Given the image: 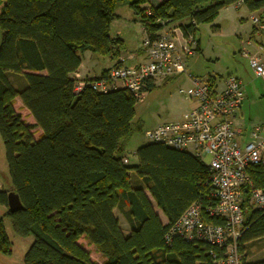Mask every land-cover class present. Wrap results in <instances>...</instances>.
Returning a JSON list of instances; mask_svg holds the SVG:
<instances>
[{
	"label": "trees",
	"instance_id": "16d2710c",
	"mask_svg": "<svg viewBox=\"0 0 264 264\" xmlns=\"http://www.w3.org/2000/svg\"><path fill=\"white\" fill-rule=\"evenodd\" d=\"M239 1L251 12L264 10V0H161L149 7L144 4L150 0H0V135L11 190L23 209L9 210V190L0 191V203L13 231L33 237L24 264H216L218 246L165 238L192 202H208V166L188 152L150 142L130 161L126 144L142 130L133 123L138 100L124 88L76 92L75 73L87 51L119 63L125 42L112 36L111 25L122 2L154 36L163 23L195 34ZM16 98L33 124L16 112ZM33 129L41 131L38 139ZM248 173L264 190V165H252ZM244 214L241 264H264L248 261L246 253L256 241L264 244V210L245 202ZM0 254H12L3 218Z\"/></svg>",
	"mask_w": 264,
	"mask_h": 264
},
{
	"label": "built area",
	"instance_id": "2783aa9c",
	"mask_svg": "<svg viewBox=\"0 0 264 264\" xmlns=\"http://www.w3.org/2000/svg\"><path fill=\"white\" fill-rule=\"evenodd\" d=\"M250 20L255 27V35H264V10L251 14ZM163 24L154 36L143 28L141 47L146 56L144 61L129 66L125 61L130 56L122 55L106 76L85 79L75 73V91L88 87L107 93L124 88L139 102L156 81L188 75L191 88L180 89L181 94L194 101L187 116L162 123L144 134L150 143L188 152L202 160L209 169L210 192L208 202L203 204L202 200H196L186 208L165 238L171 242L178 236L188 241L216 245L222 251L215 260L216 264H241L238 240L245 220L244 203L264 210V190L255 186L248 173L250 166L264 165V133L256 129L251 133V140L241 145L234 121L244 100L242 81L235 75H229L220 86L214 78H198L187 73V59L196 53L195 34L189 32L186 35L178 25ZM179 36L185 37L186 45L180 46ZM248 43L251 44L250 41ZM257 47V52L244 51L243 55L264 83V45ZM209 218L221 221L213 223Z\"/></svg>",
	"mask_w": 264,
	"mask_h": 264
},
{
	"label": "rangeland",
	"instance_id": "374dc122",
	"mask_svg": "<svg viewBox=\"0 0 264 264\" xmlns=\"http://www.w3.org/2000/svg\"><path fill=\"white\" fill-rule=\"evenodd\" d=\"M154 1L158 3L161 0H150V2L145 3L144 6L149 7ZM116 13L119 17L115 19L111 25V34L114 37H120L124 40L125 49L123 51V56L127 57L130 56V54L136 53L140 47L142 38L144 37L143 26L138 15H136L125 2L119 4ZM250 14L251 13L244 7L237 10L235 7L229 6L223 8L219 12L218 17L213 23H204L198 26L195 37L200 41L201 49L187 61V63H190L189 65L192 64V73L199 75L201 78L214 77V79L218 80V84L229 75L239 76L251 87H254L255 81L256 86L261 91V95L264 94V83L262 79L256 77L249 65L248 58L243 55L244 51L254 53L256 48L253 50L252 47H257L259 45V43H257V38H253L252 34H250L252 31V24L248 20ZM214 25L220 26L218 31H214ZM247 41H250L252 45L248 46ZM91 55L92 53L90 51L83 54V64L89 69L94 67V73H101L103 69L112 66L114 62H116V59L113 60L109 56L95 55L91 58ZM132 63L133 60L130 58L125 61L126 65H131ZM79 76L81 75L79 74ZM10 77L14 83L19 81L15 76ZM23 82L26 84L24 79ZM180 89L189 90L190 87H186L174 81L168 82L167 84L160 85L149 91L145 97L137 103L133 123L141 124L142 130H135L126 144V154L133 162L136 161L134 155L136 150L141 145L148 142L144 134L146 130L153 129L168 121L183 119L189 113L192 106L190 107L188 104L189 100L180 93ZM246 103L248 102L246 101ZM14 107L16 112L22 115V119H24L27 124L34 123L33 117L29 114L28 110L22 106L19 98H16ZM252 109L258 114L262 113L264 109L263 102L257 103ZM248 113L249 111L247 110V114ZM32 131L34 132V137L38 139L41 131L35 129ZM208 160L207 158L206 161ZM1 190H11V179L6 160L5 146L0 135V191ZM148 196L156 210H159L151 196L149 194ZM7 209L8 208L0 203V218L4 219L6 231L12 241V254H0V264H24V255L33 242V237H21L13 231L10 219L5 216ZM116 214L120 217L123 227L127 229L128 226L126 225L124 217L118 210ZM124 231L128 233L126 230ZM92 253L93 258L100 259L99 255H97L99 253H97L95 249H93ZM246 253L248 261L264 259L263 242L256 241L249 245Z\"/></svg>",
	"mask_w": 264,
	"mask_h": 264
},
{
	"label": "crops",
	"instance_id": "0c3cea01",
	"mask_svg": "<svg viewBox=\"0 0 264 264\" xmlns=\"http://www.w3.org/2000/svg\"><path fill=\"white\" fill-rule=\"evenodd\" d=\"M231 6L235 7L237 10H239L242 7H244L251 14L259 13L261 11L260 10V11L251 12L242 3L241 4L236 3V4L231 5ZM251 14L248 17V20L250 22H251V20H250ZM251 24H252V22H251ZM219 28H220V26L217 25V28L214 29V31H218ZM142 29H143V27H142ZM250 34H252L253 38H255V37L257 38V40H258L257 43L264 45V35H262V34L255 35V27L253 26V24H252V31H251ZM195 36H196V34H195ZM196 41H197L196 53L190 55L188 57L187 61L189 60L190 57H192L193 55H196L199 52V50L201 49L200 41L198 39H196ZM178 43L180 44V46L186 45L185 37L179 36V42ZM247 44H248V46L252 45V43L249 44L248 41H247ZM252 48H253V50L256 48L254 52L258 51V47H252ZM262 53H263V56H264V52H262ZM83 58H84V56L82 55V64L80 65V67H79V69L77 71V73L80 74L82 78L83 77L84 78L85 77L86 78H92V77L100 76L105 69L111 68L117 62V60H116V62H114V64L112 66L103 69L101 71V73L100 72L99 73H94L95 68L92 67L91 69H89L88 67H85V65L83 64ZM91 58H93V55H91ZM130 59L133 60V63L131 65H129V66L137 65L138 63H140V62H142V61H144L146 59V56H145L143 48L141 47V44H140V47L138 48V50L136 51V53L130 54ZM189 64L190 63L188 62L187 63V73L191 74L194 77L201 78L199 75L192 73V71H191L192 70V64L191 65H189ZM237 77L240 78V80L243 83L244 100H243V103H242L240 109L235 114L234 123H235V128L239 131V133L237 135V140L241 143V145H244L248 141L251 140V133L253 131H255L256 129H259L261 134L264 133V109H263V112L260 113V114H258L257 112L253 111V109H252L253 106H255L259 102H263V105H264V94L261 95V91L256 86L255 81H254V87H251L248 83L244 82L243 78H241L239 76H237ZM173 81L174 82H178L181 85H185L186 87L189 86L191 88V86H192L188 75L187 74H180V75H177V76H174V77H171V78H166V79H163V80L156 81V83L154 84V86H155L154 88L159 87L160 85L167 84L168 82H173ZM216 81L218 83V80H216ZM221 84H222V82L219 85L221 86ZM184 97L187 100H189L188 104L190 105V107L194 105V101L192 99L188 98L185 95H184ZM258 99H263V100H258ZM246 101L248 103H246ZM247 110L249 111L248 114H247ZM130 161H132V160H130ZM156 211L160 215V218H161L162 222L166 223L167 220H166L165 216L163 214H161V212H159L158 210H156ZM119 220H120V223L122 225V221H121L120 217H119ZM126 225H127V222H126ZM122 227H123V225H122Z\"/></svg>",
	"mask_w": 264,
	"mask_h": 264
},
{
	"label": "water",
	"instance_id": "95a60500",
	"mask_svg": "<svg viewBox=\"0 0 264 264\" xmlns=\"http://www.w3.org/2000/svg\"><path fill=\"white\" fill-rule=\"evenodd\" d=\"M8 208L11 212H17L23 209L18 194L12 190L8 192Z\"/></svg>",
	"mask_w": 264,
	"mask_h": 264
},
{
	"label": "bare ground",
	"instance_id": "6f19581e",
	"mask_svg": "<svg viewBox=\"0 0 264 264\" xmlns=\"http://www.w3.org/2000/svg\"><path fill=\"white\" fill-rule=\"evenodd\" d=\"M84 78V77H83Z\"/></svg>",
	"mask_w": 264,
	"mask_h": 264
}]
</instances>
